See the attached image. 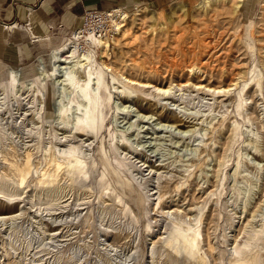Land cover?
I'll list each match as a JSON object with an SVG mask.
<instances>
[{
  "label": "rangeland",
  "instance_id": "374dc122",
  "mask_svg": "<svg viewBox=\"0 0 264 264\" xmlns=\"http://www.w3.org/2000/svg\"><path fill=\"white\" fill-rule=\"evenodd\" d=\"M13 6L0 185L20 200L0 197V264H264V0L114 4L120 28L73 43L84 10L61 29ZM65 47L82 68L52 61Z\"/></svg>",
  "mask_w": 264,
  "mask_h": 264
},
{
  "label": "crops",
  "instance_id": "0c3cea01",
  "mask_svg": "<svg viewBox=\"0 0 264 264\" xmlns=\"http://www.w3.org/2000/svg\"><path fill=\"white\" fill-rule=\"evenodd\" d=\"M35 1H37V5H34ZM152 1L159 0H2V3H8L10 6L14 5L12 10L3 14L4 17L26 18L28 10L33 11L36 18L41 19L43 24H45V21L48 22L43 27L50 28L51 26L60 25L61 29H70L85 9L106 10L112 8L114 4L130 7ZM12 27H15V25H5L3 28L9 29ZM3 28L0 27V44L4 40ZM43 40L45 46L50 48L57 46L51 45L49 37L43 38Z\"/></svg>",
  "mask_w": 264,
  "mask_h": 264
},
{
  "label": "bare ground",
  "instance_id": "6f19581e",
  "mask_svg": "<svg viewBox=\"0 0 264 264\" xmlns=\"http://www.w3.org/2000/svg\"><path fill=\"white\" fill-rule=\"evenodd\" d=\"M112 11H113V13H112V17H111V23H112L111 25L116 30L117 28H120V26H122V25H118L120 23L119 20H122L123 18H126L127 15H125L124 12H117V9H114ZM79 33H80V30L79 31H72L71 41L69 43H73V41L78 40V38L82 36V35H79ZM84 39L86 40V42L88 44H90L91 46H94V47H98L99 43L104 45L105 41L107 43L106 37L104 35L95 36V35H91V34L88 33L87 35L84 36ZM76 44H77V42H76ZM67 47H69V46H67ZM67 47L59 49L56 52H53L52 55H51L52 61L53 62L54 61L62 62V63H70V62L73 61V62H75L74 63L75 65H73V66L76 69L82 68V66H84V64H85V63H83V61L86 60V58L82 57V58H79V59H75L74 57L76 56V54L74 53V49H67ZM63 50L65 51L64 55L61 56V57H57V55L59 56V54L64 52ZM102 67L105 70H109V67H107L106 65H102ZM60 68H64V67H60ZM58 71H60V70H58ZM52 72H54V71H52ZM52 74H55V73H52ZM123 79L125 80V82L130 83V84L138 83V82H134L133 80L126 79L125 77H123ZM139 86H141V87H153V88L155 87L154 85H150V83L149 84L142 83V84H139ZM155 89L157 90L156 92H160L162 95L165 94V93H168V88L155 87ZM217 91H219V90H217ZM165 95H167V94H165ZM100 110H101V108H100ZM88 129H89V127H88ZM90 129L96 130L95 125H90ZM76 130H77V128H76ZM6 190L7 189H5V186L0 185V197L1 196L4 197V196H6L7 193H9V191H8L5 194L4 191H6ZM19 191L20 190L18 189V187H14L13 190L10 192L11 194L9 195V197L6 196L7 201L10 203V202L17 201L18 199L20 200L19 196H17L20 193ZM49 197L50 198H54V197H52V195H49ZM50 201H51V199H50ZM50 201L48 202L49 205H51ZM194 242H193V244H194Z\"/></svg>",
  "mask_w": 264,
  "mask_h": 264
},
{
  "label": "built area",
  "instance_id": "2783aa9c",
  "mask_svg": "<svg viewBox=\"0 0 264 264\" xmlns=\"http://www.w3.org/2000/svg\"><path fill=\"white\" fill-rule=\"evenodd\" d=\"M114 9H117V12H120L119 8H112L109 10H96L93 8L85 9L80 19L81 20L80 23L82 26V29L81 30L79 29L80 32L83 31L84 29L93 30V27L95 28V26L101 27L102 25L106 24L108 21L111 22V17L113 13L112 10Z\"/></svg>",
  "mask_w": 264,
  "mask_h": 264
}]
</instances>
